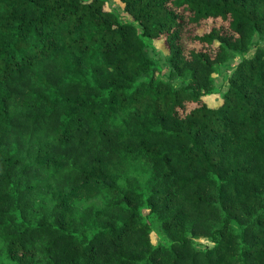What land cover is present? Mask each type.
<instances>
[{
  "label": "trees",
  "instance_id": "trees-1",
  "mask_svg": "<svg viewBox=\"0 0 264 264\" xmlns=\"http://www.w3.org/2000/svg\"><path fill=\"white\" fill-rule=\"evenodd\" d=\"M107 1L0 0V264H264V0Z\"/></svg>",
  "mask_w": 264,
  "mask_h": 264
},
{
  "label": "rangeland",
  "instance_id": "rangeland-1",
  "mask_svg": "<svg viewBox=\"0 0 264 264\" xmlns=\"http://www.w3.org/2000/svg\"><path fill=\"white\" fill-rule=\"evenodd\" d=\"M106 8L113 10L114 12L120 14L124 19H129V16L123 11V4L120 0H108L106 2ZM254 40H257L255 38ZM260 43H263L261 41ZM154 48H150L149 52L151 55L157 57L160 62L163 65V72L164 76L167 75V67L165 65V58L167 54V48L163 42L162 39H155L153 41ZM253 51V48L249 50L248 54H250ZM241 55L236 54L235 57L231 58L229 61H227L222 66H219L217 71L213 74V77L215 79V89L214 92L210 95L205 96L207 103L210 105H216L220 102L221 95L225 91L227 86V77L230 74L233 67L236 65V63L241 59ZM92 202L96 204H100L101 200L99 198H96L92 200ZM146 213V210L143 211ZM155 225V224H154ZM157 227H154V230L151 232V240L154 243H157L161 240V237L158 235L156 231ZM201 246H211L212 243L207 240L206 238L200 237L197 240Z\"/></svg>",
  "mask_w": 264,
  "mask_h": 264
}]
</instances>
